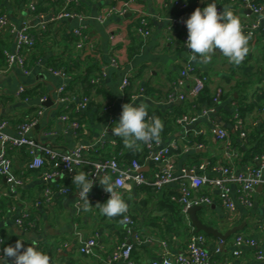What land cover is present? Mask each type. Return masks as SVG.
I'll use <instances>...</instances> for the list:
<instances>
[{
  "label": "crops",
  "instance_id": "0c3cea01",
  "mask_svg": "<svg viewBox=\"0 0 264 264\" xmlns=\"http://www.w3.org/2000/svg\"><path fill=\"white\" fill-rule=\"evenodd\" d=\"M52 1L55 0H0V14L8 15L17 28L16 32L9 28L0 31V49L15 51L17 31L24 27H28L36 37L35 46L25 54L29 71L26 73L14 66L0 73V113L9 119L5 134L15 136L20 123L33 121L36 124L30 136L40 144L52 146L61 152L70 151L80 143L95 144L92 159L110 157L113 153L109 141L122 140L112 132H106L110 116H115L118 123L125 103H133L134 106L145 103L148 105L147 111L169 109L172 112L173 106L165 104L163 100L172 82L181 76L185 67L190 66L193 75L186 89L188 96L177 111L174 131L160 137L163 146L172 142L177 144L174 150L177 170L207 158L217 162L224 158L225 146L212 131L216 127L225 128L234 147L239 150L238 157L233 160L238 170L246 164L259 165L256 156L264 145V112L259 110L264 105V17L252 13L241 0H215L217 7L222 10L225 6L229 7L240 18L242 25L251 27L245 31V34L252 35L250 51L239 66L229 63L219 52L212 56L210 63L203 64L189 60L191 52L185 46L183 28L175 27L173 22L180 17H190L197 7L203 9L213 0H78L83 3V22L77 19L51 21V17L63 8L65 0H59L58 4ZM257 1L264 6V0ZM34 3L38 11L32 10ZM112 8L117 10L116 13H109ZM141 19H146L149 24L150 35L147 38L138 32ZM42 23H48L45 24L46 30H43ZM255 23L258 26L253 28ZM83 24L88 27L87 33L95 45L78 49L73 30ZM66 67H70L74 75L71 89L68 82L67 88L70 90L67 95H86L87 92L91 97L86 108L79 111L75 107L69 109L73 114L69 120L61 118V111L70 107L61 101L64 93L59 92L64 79L53 71ZM197 76L209 78L206 87L211 92L215 93L221 87L226 93V97L216 105L215 112L206 116L201 115L204 109H199L195 104L197 95L191 93ZM86 77L90 80L100 78V81L91 83L86 89L83 83ZM125 78L130 83L123 90ZM22 86L28 90L27 96L24 95L25 91L20 93ZM238 90L246 93L250 101L256 102L258 99L260 103L259 107L256 106L244 116L246 127L251 132L246 142L240 139L231 121ZM45 98H51L52 104L44 105ZM106 107H111V111L106 112ZM184 117L189 118L190 122L181 123L180 119ZM193 118L197 119L192 121ZM71 120H77L80 127L74 129ZM198 130L204 131L199 136L205 147L186 149V143L197 139ZM53 132L55 134H51ZM186 137L190 142H185ZM102 142L106 143L104 147L100 145ZM140 151L145 154L143 145ZM7 154L12 160L14 173L24 176L25 183L17 195L0 199V236L4 239L0 246H14L17 240H22L24 248H27L36 241L38 249L50 255L52 264H108V257L128 235L125 224L119 223L123 217L109 219L102 216L93 201H90L93 206L91 211L78 210L80 200L74 184L72 193L47 203L42 197L44 182L40 172L28 169L32 157L27 148H8ZM209 173H213L211 168ZM63 179L66 178L59 177V183ZM8 187L7 179L0 173V193ZM202 191L213 193L209 188ZM121 193L129 205L128 211L135 220L137 232L156 240H166L174 255L185 249L189 224L175 219L170 209L162 203L161 193L137 188L124 189ZM232 195L236 198L235 185H232ZM106 201L101 199L99 203ZM24 214L28 216L26 222L19 225L17 220ZM198 215L205 223L222 232L246 224L243 230L233 234L223 245L221 239L205 233L206 247L216 264H264L257 257L259 251H264V184L256 189L251 208L237 202L236 211L230 213L216 200L210 207L203 206ZM239 235L253 238L256 246L242 244L236 247L235 240ZM80 237L97 239L94 255L80 251ZM237 249L240 254L235 253ZM162 251L163 247L158 241L136 243L133 258L136 264H150L160 257ZM8 264H12L10 258ZM115 264L127 263L117 261Z\"/></svg>",
  "mask_w": 264,
  "mask_h": 264
},
{
  "label": "built area",
  "instance_id": "2783aa9c",
  "mask_svg": "<svg viewBox=\"0 0 264 264\" xmlns=\"http://www.w3.org/2000/svg\"><path fill=\"white\" fill-rule=\"evenodd\" d=\"M243 5L251 10L255 15L264 17V6L257 0H241ZM75 6H79L78 0H65L63 8L56 12L51 21H63L66 19H77L80 22L85 20V15L77 10ZM76 9H75V8ZM218 11H222V8L217 7ZM32 10L36 11V4L32 5ZM116 9L112 8L109 13H116ZM189 17H180L173 23L176 26H181L184 31L185 43L188 38V30L184 21ZM138 32L147 38L150 35L149 24L146 19H141ZM42 23L43 30L47 27ZM258 26L257 23L253 25V28ZM6 28L16 32L17 28L10 20L8 15L0 14V31ZM87 26L85 24L78 26L73 30V36L76 38L75 46L78 49L86 48L88 45L93 47L95 45L91 36L87 33ZM243 31L250 30L249 25H242ZM36 44V37L29 31L28 27L17 31V41L15 51L8 49L4 50L5 61L2 65L0 63V73L11 69L14 66H18L24 72H28V66L26 64L25 54L32 49ZM115 66L117 62L113 60ZM56 75H60L64 79V84L60 86L59 92L64 93L61 96V101L66 102L68 107L73 105L77 111L86 108L91 102L89 95L74 94L65 95L68 82L71 76L65 70H53ZM193 68L185 67L181 76L176 78L172 82V86L165 95L163 102L167 105L177 106L184 103L187 100L188 93L186 89L189 85V80ZM195 82L191 88L193 95H198L204 90L206 83L209 81L207 76L195 77ZM99 79L92 80V83H99ZM130 80L125 78L122 84L123 90H126ZM25 88L20 87V93H23ZM224 90L220 87L215 92L214 103L217 105L222 101ZM47 98L44 99V101ZM216 105L204 109L201 112L202 116H206L215 112ZM106 112L111 111V107L105 108ZM264 112V105L262 106ZM63 120H69L67 114H62ZM235 119L234 127L239 132L240 139L246 142L248 139L247 123L246 120L241 117L238 112V105L234 103V115ZM197 118L191 119L192 121ZM117 118L110 116L109 126L106 132H112L111 127L116 123ZM183 124L189 123L190 120L187 117L180 119ZM36 122L24 121L20 123L18 127V133L15 136H8L4 133L9 126V119L5 118L0 113V173L7 179L9 184L8 189L0 193V199L4 197H13L17 195L19 188L25 183V177L17 175L12 169V160L7 154L8 148H21L26 147L28 153L32 157V160L28 163V169L39 171L42 181L44 182L43 195L44 200L47 203H52L58 196L68 195L72 193V178L76 173L84 171L88 174L89 178L94 180V186L89 193V201L98 202V199H108L110 194L103 190V187L99 183L97 175H109L114 181L120 183L122 187L119 191L124 189L138 188L143 186H151L153 189L159 191L169 186H175L177 193L171 196L172 201L176 202L185 217L187 224H189V234L186 240L185 249L174 255L168 248L166 240H156L155 238L144 236L136 230L135 220L132 218L130 211L126 213L128 221L125 223V229L128 235L117 244L112 254L106 260L108 264H115L117 261H124L127 264H136L133 258V251L136 243L158 241L160 246L163 247V251L159 258L153 259L150 264H216L208 251L207 235L204 232H198L192 225L189 217V209L193 206H207L210 207L218 200L222 206L233 213L237 209V202L247 208H251L254 205V194L258 186L264 184V145L262 151L256 156V160L259 165L246 164L241 170H238L233 165L234 158L239 155V150L234 147L229 132L222 127H216L213 129V133L217 135L225 146L224 158L220 162H212L210 159L201 160L197 164H189L183 166L179 171L176 168V152L177 144L172 142L169 145L163 146L161 141L149 142L145 144L144 160L133 159L131 161L122 162L115 158L113 155L110 157H104L100 159H92L91 152L95 150V144H78L70 151L61 152L52 146L40 144L36 139L30 136V131L34 127ZM71 125L74 129L80 127L77 120H71ZM186 134L188 133L185 130ZM203 130L196 131V135H202ZM51 134H55L54 132ZM185 142H190L186 137ZM100 145L104 147L105 142ZM109 146L112 150L117 148L118 140L112 139L109 141ZM186 149L197 148L203 149L205 147L202 141H193L184 145ZM212 164V165H211ZM148 166V170L144 168ZM209 168L213 173H209ZM64 176L70 180V184L66 185L59 182V177ZM232 185L237 186L236 198L232 195ZM205 188H209L212 194L202 191ZM83 201L77 203L79 209L82 208ZM27 214H24L17 220L19 225H24L27 219ZM78 224H76L77 229ZM3 237L0 236V245L3 244ZM242 244H249L256 246V241L253 238L239 235L235 240V246L240 247ZM98 245V241L95 237L81 238L80 237V251L86 255H94L95 248ZM5 247L0 246V256H3V249ZM236 254H240L237 249ZM259 260L264 262V251L257 253ZM225 264V263H223Z\"/></svg>",
  "mask_w": 264,
  "mask_h": 264
},
{
  "label": "clouds",
  "instance_id": "9594fccd",
  "mask_svg": "<svg viewBox=\"0 0 264 264\" xmlns=\"http://www.w3.org/2000/svg\"><path fill=\"white\" fill-rule=\"evenodd\" d=\"M184 23L188 30L185 46L191 52L189 60L192 62L208 64L212 56L219 52L229 63L239 66L249 54L251 33L245 34L240 18L229 7L218 11L215 0L203 9L197 7ZM147 109L145 103L138 106L123 104L119 121L112 128V134L122 138L124 146L130 150L138 151L142 144L160 140L164 124L157 116L149 118ZM97 176L103 190L110 196L105 203H97L95 207L109 219L122 216L119 223L125 224L129 205L119 191L122 185L109 175ZM72 182L78 189V199L83 201V211H91L93 206L88 196L95 181L86 172L80 171L73 176ZM9 258L12 264H52L50 255L40 251L36 241L24 248L22 240H17L14 246L4 248L0 261L8 264Z\"/></svg>",
  "mask_w": 264,
  "mask_h": 264
},
{
  "label": "trees",
  "instance_id": "16d2710c",
  "mask_svg": "<svg viewBox=\"0 0 264 264\" xmlns=\"http://www.w3.org/2000/svg\"><path fill=\"white\" fill-rule=\"evenodd\" d=\"M52 2L58 4L59 3V0H55V1H52ZM63 5L64 4L62 3V6ZM82 5H83V3L79 1V6L77 8L79 11H81L83 9L82 8ZM40 9H42V8L40 7ZM36 11H38V6L36 7ZM3 52L4 51L0 49V62L1 63H4V61H5L4 60L5 57H4V53ZM63 70H65L66 72H68L70 74V76L72 77L70 79V83H69V86H68L71 89V86L70 85H72L73 82H74V80H73L74 75H73L70 67H66ZM83 83H84L85 88L87 89L88 87H90V84L92 83V79L90 80L89 77H86V78H84ZM208 83H209V81L206 83V85ZM70 89L69 88L66 89L65 95H67V91H69ZM237 93H238V97H236L235 100H236L237 105H238V112L240 113L241 117H243L245 119V117H244L245 114H247L250 111H253L256 108V106L259 107L260 103H259V100L258 99H257L256 102L250 101L248 99L247 94L246 93H243L242 91H239L238 90ZM28 94H29L28 93V90H25V94L24 95L27 96ZM74 94L75 93L68 94V95H74ZM86 95H89V94L86 92ZM214 96H215V93L214 92H211L205 86L204 90L201 91L197 95L196 100H195V104L199 107V109H206V107L209 108L211 106H214V105H216L214 103ZM225 97H226V93L224 91V95H223L222 98L224 99ZM183 105L184 104L182 103L180 105L173 106V108L175 110V111L173 110L174 112L173 111L171 112V110H169V109L168 110H165V109H157V110H153V111H148V117L149 118H151L152 116L159 117L162 120L163 124H164V128H163V131H162L161 134H167V135L168 134H171L174 131V127L173 126H174V123H175L176 118L178 117L177 116V111L180 110V108H182ZM70 108H73L74 109L73 105H70L69 108L62 110L61 111V114H67L69 116V118L72 119L73 114H71L69 112V109ZM260 109H262V106L259 107V110ZM225 111L228 112V110H225ZM231 121H232V123H234L235 122V119L233 118V120H231ZM247 131H248V140H249V138L251 136V132H249V129L248 128H247ZM256 136H257V138L260 137L258 135H256ZM201 140L202 139H201L200 136H198L197 139H195V141H201ZM260 141L262 142V139ZM142 145L144 146V150H145L146 149L145 148V144H142ZM112 153H113L112 155L115 158L119 159L122 162L123 161L124 162L131 161L133 159H139L140 161H143L144 160V157H145L141 153L140 150L134 152L133 150H130V149L126 148L124 146V144H123V140H121V139H119L118 146H117V148H115L114 150H112ZM208 159H210V161L212 162V164L214 162H216L212 158H208ZM61 183L68 185V184H70V180H68L66 178V179H63V182H61ZM137 189L138 190L145 189L148 192H156L157 191V190L153 189V187H151V186L138 187ZM157 192H159V193L162 194V196H163L162 203H164V205H165L166 208L170 209L171 213L176 217L175 219L178 222H183V223L186 222L187 223L185 217L183 216V213H182V210H181L180 206L176 202L172 201V199H171V196L177 193V188L175 186H169V187H166V188H164L162 190H159ZM100 201H101V199L99 198L98 199V202H94V204L96 205ZM28 221H30V220H28ZM203 222H204V220H203ZM208 225H210V224H208Z\"/></svg>",
  "mask_w": 264,
  "mask_h": 264
},
{
  "label": "water",
  "instance_id": "95a60500",
  "mask_svg": "<svg viewBox=\"0 0 264 264\" xmlns=\"http://www.w3.org/2000/svg\"><path fill=\"white\" fill-rule=\"evenodd\" d=\"M52 99L47 98V100L44 101V105H50L52 104ZM145 171L148 170V166L144 168ZM203 206H193L189 209V217L191 220L192 225L196 228L198 232H204L210 236H214L216 238L221 239L222 245L225 244V242L230 238L233 234L237 233L238 231H241L244 229L246 224L235 226L233 228H230L229 230L222 232L217 227H214L212 225H208L200 218L198 215V211L202 210Z\"/></svg>",
  "mask_w": 264,
  "mask_h": 264
}]
</instances>
